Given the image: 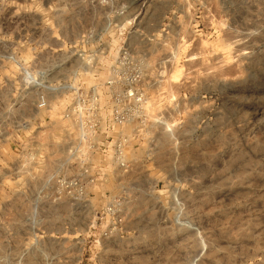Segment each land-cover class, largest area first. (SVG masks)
I'll list each match as a JSON object with an SVG mask.
<instances>
[{
  "label": "rangeland",
  "instance_id": "1",
  "mask_svg": "<svg viewBox=\"0 0 264 264\" xmlns=\"http://www.w3.org/2000/svg\"><path fill=\"white\" fill-rule=\"evenodd\" d=\"M142 2L0 0V258L7 264H50L47 250L70 258L63 264H264V0ZM133 32L150 35L131 41L144 65L147 106L162 118L146 174L164 180L106 188L121 189L127 208L128 234L116 245H95L87 229L30 230L29 206L15 195L14 149L30 130L58 121L59 104L35 114L41 88L32 89L28 73L78 79L107 102L124 89L109 81L126 73L115 66Z\"/></svg>",
  "mask_w": 264,
  "mask_h": 264
},
{
  "label": "built area",
  "instance_id": "2",
  "mask_svg": "<svg viewBox=\"0 0 264 264\" xmlns=\"http://www.w3.org/2000/svg\"><path fill=\"white\" fill-rule=\"evenodd\" d=\"M149 36L129 33L115 66L126 73L109 81L112 88L124 89L107 102L97 87H86L78 79L52 80L54 74L38 78L28 73L32 89L41 88L33 112L38 116L52 114L59 104V120L44 131L30 130L14 149L15 195L29 206L30 230L40 226L69 232L87 229L95 245L111 244L128 234L127 208L121 189L112 192L106 188L114 183L164 180L161 174H146L151 161L148 148L162 118L147 106L141 87L144 65L136 58L131 41ZM65 68L66 64L58 66L59 70ZM103 187L105 190L97 191ZM40 214L42 223L37 219ZM33 240L32 250H36L41 244L37 238ZM0 264L7 262L0 258Z\"/></svg>",
  "mask_w": 264,
  "mask_h": 264
},
{
  "label": "crops",
  "instance_id": "3",
  "mask_svg": "<svg viewBox=\"0 0 264 264\" xmlns=\"http://www.w3.org/2000/svg\"><path fill=\"white\" fill-rule=\"evenodd\" d=\"M52 238H50L49 240H45L46 242H48V244H49V242H51V241H53V240H51ZM43 241V240H42ZM45 241H43V242H45ZM54 241H58V243H60V241H64V240H61V239H59V238H55V240ZM83 242V244L85 243V240H81L80 241V244ZM127 241H118V243L119 244H124V243H126ZM58 243L56 242V244L58 245ZM48 244L46 243H44V245H47L48 246ZM62 244V243H61ZM42 245H43V243H42ZM110 245H116V243H115V241H112V243L111 244H109V245H107V246H110ZM47 254H48V256L50 257V264L52 263V264H63L64 262H66L67 260L68 261H71L70 260V258H67V257H65L64 256V254H63V252H59V251H56V252H51V251H49L48 252V250H47ZM114 262H116V261H114ZM75 263H77V262H75ZM82 263V261H79V263L78 264H81ZM119 263H120V261H119ZM114 264V263H113Z\"/></svg>",
  "mask_w": 264,
  "mask_h": 264
},
{
  "label": "bare ground",
  "instance_id": "4",
  "mask_svg": "<svg viewBox=\"0 0 264 264\" xmlns=\"http://www.w3.org/2000/svg\"><path fill=\"white\" fill-rule=\"evenodd\" d=\"M217 56H218V55H217ZM218 57H219V56H218ZM220 57H221V56H220ZM208 58H209V57H208ZM209 59H210V58H209ZM217 59H218V58H217ZM203 64H204V63H203ZM205 64H207V63H205ZM209 65H210V64H209ZM209 65H208V66H209ZM209 67H210V66H209ZM209 67H208V68H209ZM209 69H210V68H209ZM177 72H178V71H177ZM207 72H208V71H207ZM178 73H179V72H178ZM208 73H209V72H208ZM212 73H213V72H212ZM209 75H210V74H209ZM209 75L207 74V76H209ZM174 76H175V75H174ZM176 76H179V75L176 73ZM207 76H206V77H207ZM211 76H212V75H211ZM209 77H210V76H209ZM172 78L177 79V77H172ZM211 78H212V77H211ZM207 79H208V78H207ZM176 81H177V80H176ZM204 81H205V79H204ZM223 82H224V81H223ZM223 82H222V83H223Z\"/></svg>",
  "mask_w": 264,
  "mask_h": 264
}]
</instances>
